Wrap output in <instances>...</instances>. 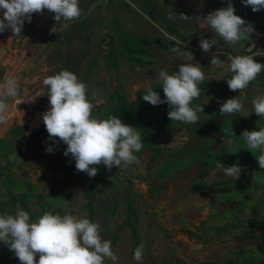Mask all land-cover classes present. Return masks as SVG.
Here are the masks:
<instances>
[{
	"label": "rangeland",
	"instance_id": "obj_1",
	"mask_svg": "<svg viewBox=\"0 0 264 264\" xmlns=\"http://www.w3.org/2000/svg\"><path fill=\"white\" fill-rule=\"evenodd\" d=\"M231 3L244 8L235 14L251 24L255 31L259 23L256 12L245 18L251 6L242 0H231ZM79 6L83 11L78 20L56 22L54 13L45 9L42 13H34L31 22L25 20L19 36L10 28L0 33V77L4 76L1 82L3 84L13 71L20 85V95L7 101L8 117L17 116L16 106L23 101L32 116L39 113L38 109H33L34 105L38 108L45 105L46 112L50 103L44 78L64 69L70 70L88 85V98L95 106L93 116L106 119L112 115L117 99L126 102L131 113L124 110L119 118L142 135L143 148L134 153L138 162L128 166L122 164L119 168L114 166L111 170L101 164L97 166L95 177L77 172L71 154L64 155L67 145L59 138H49L42 120L27 142L25 154L32 169V181L27 179V184L21 180L25 178L22 173H10L13 165L10 163L11 145L7 144L9 139L2 141L7 144L5 147L1 143L0 214L16 212L8 204H2L8 191L22 192L26 194L33 220L51 211L87 217L98 223L102 237L111 241L118 256L116 264H169L172 257L166 240L162 234L157 235L162 229L156 225L157 217L165 212L160 213L163 206L155 205L162 195L150 189L144 197L141 183L164 180L168 166L173 164L176 165L170 170L176 176L185 157L173 155L168 147L163 149L160 145L159 150L148 149L144 140L156 141L157 133L166 131L183 135L199 131L204 125L199 121H171L167 115L170 109H162L166 102L153 106L143 100V94L148 85L158 84L156 78L161 70L172 73L179 70L180 64L198 63L205 80L199 85L201 94L192 101V106L202 105L204 112L198 113L199 119L208 111H216L217 98L222 96L217 92L218 80L229 79L225 67L232 56L244 50L246 41L229 45L207 27V15L227 7L228 0H79ZM3 11L0 9V18H3ZM170 14L174 16L171 20L168 19ZM181 14L191 19L184 20ZM65 23H69V27L63 28ZM53 27L57 32L51 31ZM24 36L29 37L27 45L22 44ZM202 39H216L218 43L205 52L200 47ZM160 40L163 47L158 46ZM24 46H27L26 51ZM173 47L180 49L182 54L173 53ZM186 52L192 54L193 60ZM213 55L218 57L219 65H211ZM158 91L163 100V89L159 87ZM165 115L169 126L156 129L157 120ZM173 143L179 145L181 140L177 138ZM49 147L51 152L47 151ZM13 173L19 175H15L17 181L14 182ZM140 245H143V259L137 262L134 252ZM0 264H21L14 250L4 242H0ZM105 264L113 262L106 260Z\"/></svg>",
	"mask_w": 264,
	"mask_h": 264
},
{
	"label": "clouds",
	"instance_id": "obj_2",
	"mask_svg": "<svg viewBox=\"0 0 264 264\" xmlns=\"http://www.w3.org/2000/svg\"><path fill=\"white\" fill-rule=\"evenodd\" d=\"M252 11L264 8V0H242ZM3 18H0V33L11 29L19 36L25 20L31 22L34 13H42L45 9L54 13V20L72 22L82 15L79 0H0ZM170 14L168 19H173ZM184 20L191 19L181 14ZM207 27L229 45L250 39L254 28L241 16L235 14L231 0L228 6L211 12L205 18ZM69 27V23L62 25ZM52 32H57L53 27ZM167 35V34H166ZM216 39H202L200 47L207 52ZM250 49V48H249ZM251 50V49H250ZM173 53L180 49L173 47ZM191 60L192 54L186 52ZM216 55L211 59V65H219ZM264 70V64L257 62L253 55H237L231 57L225 71L233 73L227 84L230 91L241 92L250 82ZM157 83L163 89L164 99L152 85H148L143 94V100L153 106L167 103V113L171 121L196 123L199 112H204L202 105L192 106V101L199 98V85L205 80V73L198 63H184L179 70L169 73L161 70ZM43 85L48 88L47 96L50 107L43 114V122L49 138H59L67 145L64 155L75 160L77 172H85L89 177H95L99 165L107 169L131 165L138 162L134 153L143 148V138L137 128L125 124L120 118L110 116L106 119L93 116L94 104L88 98V85L80 80L74 72L64 69L53 75L46 76ZM20 95L19 81L15 76H9L0 84V124L8 120L9 99ZM254 113L264 117V95L257 96L252 101ZM221 115L244 114L242 100L233 97L224 101L219 109ZM229 137H235L233 128L226 130ZM246 149L253 153L261 169H264V127L259 130H244L240 135ZM233 139L228 140V153H237L240 148L232 147ZM47 151L51 152L49 147ZM259 151V155L256 152ZM216 167L227 177L238 179L242 168L238 163L225 166L219 162ZM0 242H4L20 260L21 264H105L110 260L118 261L117 254L112 249L111 241L101 235L98 223L70 213L63 215L45 211L33 220L28 211L16 204L14 214H0ZM39 255V259L36 256ZM134 259H143V245L136 248Z\"/></svg>",
	"mask_w": 264,
	"mask_h": 264
},
{
	"label": "crops",
	"instance_id": "obj_3",
	"mask_svg": "<svg viewBox=\"0 0 264 264\" xmlns=\"http://www.w3.org/2000/svg\"><path fill=\"white\" fill-rule=\"evenodd\" d=\"M243 9L239 6L235 11ZM256 14L262 30L251 35L244 43V50L234 56L253 55L257 62L264 64V8ZM28 40V36L22 37V44L27 45ZM225 72L230 79L233 73ZM9 75L15 76V72H9ZM3 77H0V84ZM216 86L218 95L222 94L216 101L217 110L200 117L199 122L204 126L199 131L183 135L166 131L168 133L159 132L155 136L159 141L157 145L163 149L168 147L173 155H184V165L178 168L180 173L174 176L175 172L171 173L170 169L176 164L169 163L166 179L141 183L144 186L141 190L144 197L150 189L160 191L158 193L162 195L155 205L163 206L160 213L165 212L157 217L156 225L162 228L157 235L162 234L166 240L172 257L169 264H264V169L259 167L240 136L246 129L252 131L264 127V117L254 113L252 103L255 97L264 95V70L241 92L230 91L226 80H218ZM233 97L242 100L246 116L221 115V104ZM24 102L16 106L17 116L0 124V150H3L1 143L4 147L11 145L10 163L13 166L10 173H22L25 178L21 177V180L27 184L32 171L25 154L27 142L43 120L46 106L38 108L34 105L33 109H38L39 113L32 116ZM231 128L235 137L226 134ZM177 138L181 140L179 145L173 143ZM6 139H9L7 144L2 142ZM229 139L235 141L232 147L240 148L235 154L228 153ZM259 154L257 151L256 155ZM219 162L226 167L238 163L242 168L240 177L235 180L225 176L216 167ZM15 175H12L13 182L19 176ZM9 182L13 186L11 180ZM199 183L202 187L195 188L194 185ZM153 241L155 243V239Z\"/></svg>",
	"mask_w": 264,
	"mask_h": 264
},
{
	"label": "trees",
	"instance_id": "obj_4",
	"mask_svg": "<svg viewBox=\"0 0 264 264\" xmlns=\"http://www.w3.org/2000/svg\"><path fill=\"white\" fill-rule=\"evenodd\" d=\"M252 15H253V11L250 10L247 13L245 18H250ZM256 28L257 29H262V25L260 26V24L257 22L256 23ZM257 29H255V31L253 33H256ZM158 42H159L158 43L159 47H163L164 46L161 43V40L158 41ZM152 87L154 88V90L158 91V88L161 87V85L157 84V85H154ZM159 94H161V92ZM160 96H162V95H160ZM120 98H122V97H120ZM117 100H118V102L115 104V106L113 108V113H112L111 116H115V117L119 118L123 114L124 110H125V112H128V114H130L131 112L129 110V107L126 105V102H124V100H121V99H117ZM121 105H123V106L125 105V106L122 107ZM167 108H169L168 104L164 105V107L162 109L165 110ZM169 124H170L169 123V119L165 115V116H163L162 119L157 120L158 128H156V129L160 130V129H162L163 126H164L163 128H165V127L169 126ZM153 140L154 139H152V138H146L144 140L145 147L148 148V149H151L153 151L159 150V147H158L159 145H157V142L153 141ZM194 187L195 188H200V187H202V184H200V183L199 184H195ZM7 189L9 190L8 187H7ZM25 195L26 194L22 193V192L12 193L9 190L8 191V197H7V199L4 200V202H2V204L6 203V204H8L9 208L16 209V204L19 203L21 208H23L24 210L28 211L29 214H33V212L28 208V204H27L28 200H27V197Z\"/></svg>",
	"mask_w": 264,
	"mask_h": 264
}]
</instances>
